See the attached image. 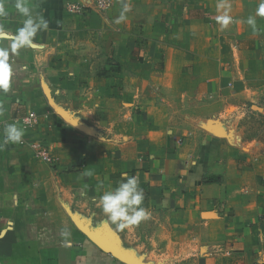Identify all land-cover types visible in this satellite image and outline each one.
I'll use <instances>...</instances> for the list:
<instances>
[{
	"label": "crops",
	"instance_id": "obj_1",
	"mask_svg": "<svg viewBox=\"0 0 264 264\" xmlns=\"http://www.w3.org/2000/svg\"><path fill=\"white\" fill-rule=\"evenodd\" d=\"M16 2L0 0V141L24 132L0 150V264H264V152L235 126L264 101V0H24L48 22L28 45ZM123 173L149 216L120 228L97 205Z\"/></svg>",
	"mask_w": 264,
	"mask_h": 264
},
{
	"label": "clouds",
	"instance_id": "obj_2",
	"mask_svg": "<svg viewBox=\"0 0 264 264\" xmlns=\"http://www.w3.org/2000/svg\"><path fill=\"white\" fill-rule=\"evenodd\" d=\"M16 9L27 19L23 22V27L19 29L18 38L21 45H28L31 43L32 37L37 30L47 29L48 22L39 17L34 20L31 15V10L24 2V0H17ZM219 8H224V15L219 16L217 19L223 26H227L230 22V17L227 14V8L230 5L221 3ZM129 11L127 7L121 12L119 19L116 21L119 23L125 16L124 13ZM259 15H264V2L258 10ZM7 15L5 8L0 3V16ZM248 23L255 25V20L249 17ZM8 60V54L6 50L0 49V90L7 92L11 87V67ZM24 132L23 129L18 128L15 124H9L5 126L3 140L0 141V150H2L8 143L21 142ZM91 175V173H86ZM123 179L118 183V186L114 190L105 191L98 201V207L105 214L107 219L120 228L128 225H136L149 216L148 210L143 207L144 192L138 187V180L135 176H128L127 173L122 174Z\"/></svg>",
	"mask_w": 264,
	"mask_h": 264
},
{
	"label": "rangeland",
	"instance_id": "obj_3",
	"mask_svg": "<svg viewBox=\"0 0 264 264\" xmlns=\"http://www.w3.org/2000/svg\"><path fill=\"white\" fill-rule=\"evenodd\" d=\"M235 126L243 133L245 139H254L261 142L264 152V101L258 103H247L244 113L238 114Z\"/></svg>",
	"mask_w": 264,
	"mask_h": 264
},
{
	"label": "built area",
	"instance_id": "obj_4",
	"mask_svg": "<svg viewBox=\"0 0 264 264\" xmlns=\"http://www.w3.org/2000/svg\"><path fill=\"white\" fill-rule=\"evenodd\" d=\"M110 4H111V0H95L96 7L101 11H105L107 8H109ZM67 9L71 12L80 13V12H84L86 10V7L81 4H69L67 5ZM14 121H19L21 126L28 127L33 121H35V115L34 113L30 112L28 115L21 117L19 119H15ZM176 140L177 142H180L181 138L177 137ZM32 147L37 156H39L45 161H50L51 158L48 154V150L45 145H43L41 142H37V143H33Z\"/></svg>",
	"mask_w": 264,
	"mask_h": 264
}]
</instances>
